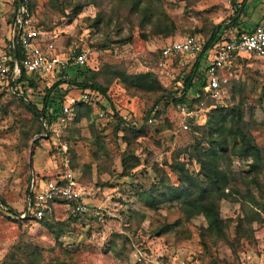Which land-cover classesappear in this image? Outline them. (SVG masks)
<instances>
[{
  "label": "rangeland",
  "instance_id": "obj_1",
  "mask_svg": "<svg viewBox=\"0 0 264 264\" xmlns=\"http://www.w3.org/2000/svg\"><path fill=\"white\" fill-rule=\"evenodd\" d=\"M231 1L32 0L43 36L59 49L80 48L87 60L79 69L99 70L98 80L107 85L101 101L109 109L82 107L80 115L74 109L63 130L89 209L71 215L66 204H54L46 220L60 232L55 237L43 220L19 219L15 213L24 207L30 175L51 176L59 169V155L50 138L29 137L33 116L8 93L9 85L0 87V264H245L257 257L264 246V64L241 53L219 71L217 95L194 100L190 90L183 103L169 97L157 102L158 93L128 87L126 80L149 72L152 81L180 95L182 65L172 59L159 66V47L168 37L208 34L235 14ZM237 1L244 3L242 22L264 17V0ZM10 7L11 0H0V46L8 37ZM208 62L204 58L201 69ZM38 85L27 90L37 108L45 92L44 84ZM198 86L195 81L191 89ZM154 103L158 115L144 122ZM237 106L261 159L252 166L250 158H231L234 180L214 199L218 225L209 226L202 214L187 216L178 198L149 204L147 191L159 186L160 178L177 182L171 167L176 159L190 174L197 172L186 151L211 136L215 114L222 113L229 124ZM116 111L140 123L141 130L118 123ZM35 137H40L36 144Z\"/></svg>",
  "mask_w": 264,
  "mask_h": 264
},
{
  "label": "trees",
  "instance_id": "obj_2",
  "mask_svg": "<svg viewBox=\"0 0 264 264\" xmlns=\"http://www.w3.org/2000/svg\"><path fill=\"white\" fill-rule=\"evenodd\" d=\"M17 4L18 0H11L8 23L11 21ZM26 5L30 12L34 15L32 0H28ZM81 7L82 3H79L74 8L75 10H79ZM234 8V15H230L227 20H223L211 27L208 34L204 36L200 34L203 38L202 49L195 56H193V59H190L191 62L188 60L180 67L182 69V74L180 77L182 81V89L180 95H176L173 91L165 90L156 79L152 81L149 72L129 75L126 80L132 85L127 86L136 90L158 93L154 99L155 101H161L169 97L175 103H183L187 97L186 92L194 86L195 81H198L199 86L193 90L194 100H197L202 95H209L204 90V86L206 84V72L205 69H201V62L206 57V52L210 47H219L220 42L228 37V29L230 27H235L237 32L241 30L238 25V15L242 12V8L240 5L234 6ZM78 49L81 50L80 48ZM158 55V57H160L158 58V62L160 60L165 61L160 49L158 50ZM17 56H19L18 49ZM237 57L238 56H236L235 59ZM231 62L233 61H230L229 63ZM98 73L99 70L89 68L79 69V67H77L75 70L69 73V80L65 88L59 86L61 83L60 80H57L52 84H47L40 78L36 79L31 75H25V73H22V76L17 79V81L21 82V86L17 87L15 85L13 90L8 89V93L12 97L17 98L34 118L32 128L29 132V137H32L35 134L39 135L42 131L44 123L40 114H42L44 117L46 127H48L53 122L58 111L56 100L65 96L72 88H77L78 90L86 87L90 88L91 90L101 94V100H105V96L107 94V85L102 84L98 80ZM39 82L44 84L42 85V88L45 89V92L40 98V107L37 108L38 102L30 98L29 92L27 90L31 89L33 91L34 89H37ZM5 85L8 84L0 83V87ZM101 100L96 101L95 103L90 101H80L74 105V109L78 115H80L81 110L79 111V109L82 107H84L87 111H90L91 107L93 106H98L103 111L108 110L109 107ZM154 104L151 105L145 114H143L142 118L144 122H147L149 116L158 115V110L154 113L152 112ZM112 116L118 123H123L136 132L141 130L140 123L137 124L131 119H126V117L119 115L117 111L112 113ZM212 122H215V124L214 127L210 129L211 136H207L204 141L199 140L196 143H193V145H191V147L186 151L189 158L194 159V161L198 164L197 172L194 175L190 174V172H188V170L185 168V163L176 159L171 167L172 171L177 176V182L172 183L169 179H167V177H162L159 180V186H152L151 189L147 191L148 193L143 192L142 195L147 193L146 197L149 200V204H154L155 199L158 201H164L173 197L181 199L183 200L181 207L184 208L187 216L202 214L207 220L209 226H217L220 221L218 218V212L215 208L214 199L219 197L221 194H224V188H230L234 180L232 170L229 166L231 158H250L252 160V166H256V164L261 159V149L254 141L253 136L245 128V121L243 119L240 106H237L232 110L229 124L224 119L222 113L215 114L212 117ZM227 136H229L230 139H228ZM43 137L49 138V131H47V134ZM38 138L40 137L34 138V144H36ZM203 142H206V144L204 145ZM222 162L224 163L222 164ZM123 164V166H125L126 163L124 162ZM61 169V164H59V169L57 172L61 171ZM150 191H157L160 193L155 197L151 196ZM57 201V203H64L66 200L58 198ZM0 203L4 204L3 200H1ZM68 210L70 211L71 215L79 214V212H72L70 207H68ZM50 211H46L39 220H43L44 225L50 231L54 232L55 237H59L60 232L55 229L53 225L54 223L46 220ZM26 217L28 218V216ZM16 218L23 219L21 217ZM57 224L60 223L57 222Z\"/></svg>",
  "mask_w": 264,
  "mask_h": 264
},
{
  "label": "built area",
  "instance_id": "obj_3",
  "mask_svg": "<svg viewBox=\"0 0 264 264\" xmlns=\"http://www.w3.org/2000/svg\"><path fill=\"white\" fill-rule=\"evenodd\" d=\"M231 0H228V2ZM28 0H18L11 21L8 25L7 42L0 46V83L8 84L10 89L21 86L17 81L22 73L34 78L45 80L47 84L60 80L59 86L65 88L69 80V72L77 67L86 65V55L82 50L70 46L68 49H59L51 40L43 36L34 15L27 7ZM241 2L232 0L231 4L237 6ZM203 45V38L197 33H188L182 38L169 41L161 48L165 58L158 62L159 66L167 61L176 59L181 65L186 62L182 57L195 56ZM17 49L19 56H17ZM241 53H252L264 64V20L253 26L249 31L237 32L235 28L228 29V37L223 39L219 47H210L206 52L209 62L206 64V84L204 90L207 94L215 96L219 92V71ZM205 57V58H206ZM26 82V81H25ZM101 94L90 88L79 89L77 93H67L57 99L58 111L53 122L46 127L49 131L51 150L59 155L61 171L49 177L36 178L35 174L29 177L25 204L21 212L15 213L16 217H32L40 219L46 211H50L58 198L66 200L64 204L72 212L84 213L89 205L83 199V191L77 181L76 170L71 165L68 154L67 139L63 138V130L70 123L73 107L80 101L95 103L100 101ZM158 110V103L154 104L152 112ZM103 116V111H99ZM154 117H148L150 123ZM184 126H186L184 124ZM245 264H264V246L253 260Z\"/></svg>",
  "mask_w": 264,
  "mask_h": 264
},
{
  "label": "crops",
  "instance_id": "obj_4",
  "mask_svg": "<svg viewBox=\"0 0 264 264\" xmlns=\"http://www.w3.org/2000/svg\"><path fill=\"white\" fill-rule=\"evenodd\" d=\"M244 3H242L240 6H241V8H242V11H244ZM240 8V9H241ZM242 13V12H241ZM260 17V16H259ZM261 18V17H260ZM264 20V17H262L261 19H258V20H255L253 23H249V22H246V21H243L242 22V20H239L238 19V25H239V28L241 29V27H243L244 29H241L240 31H249V28L250 29H252L253 28V26L254 25H256V24H258V23H261L262 21ZM184 35H186V34H183V35H180V36H177V38H171V37H168L167 38V40L159 47V49L165 44V43H167V42H169V41H172V40H176V39H179V38H182ZM171 62V61H170ZM74 89H77V88H74ZM191 90V89H190ZM189 90V91H190ZM71 91V90H70ZM73 91V90H72ZM69 92V93H77L78 91H76V92ZM192 92H193V90H191ZM101 100V99H100ZM73 110H74V107H73ZM72 114H73V111H72ZM57 165V164H56ZM58 166H59V164H58ZM57 172V171H56ZM55 172V173H56ZM55 173H53V174H55ZM52 174V175H53ZM36 178L37 179H39V178H41L40 176H36ZM78 181V180H77ZM78 183H79V181H78ZM80 184V183H79ZM80 187H81V185H80ZM81 189H82V191H83V199L85 200V202L87 203V201H86V199H85V192H84V190H83V188L81 187ZM54 204H56V203H54ZM53 204V205H54ZM88 204V203H87ZM53 207V206H52Z\"/></svg>",
  "mask_w": 264,
  "mask_h": 264
},
{
  "label": "water",
  "instance_id": "obj_5",
  "mask_svg": "<svg viewBox=\"0 0 264 264\" xmlns=\"http://www.w3.org/2000/svg\"><path fill=\"white\" fill-rule=\"evenodd\" d=\"M40 116H41V118H42V120H43V118H44L43 115L40 114ZM44 132H45V126L43 125V128H42L41 133H40L39 135H36V136H42Z\"/></svg>",
  "mask_w": 264,
  "mask_h": 264
}]
</instances>
